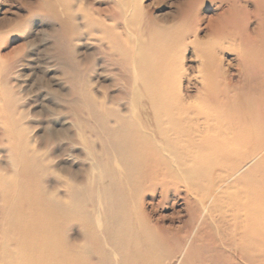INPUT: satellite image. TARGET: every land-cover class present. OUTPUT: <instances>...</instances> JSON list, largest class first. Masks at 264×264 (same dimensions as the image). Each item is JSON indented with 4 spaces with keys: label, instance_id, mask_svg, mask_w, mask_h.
<instances>
[{
    "label": "bare ground",
    "instance_id": "bare-ground-1",
    "mask_svg": "<svg viewBox=\"0 0 264 264\" xmlns=\"http://www.w3.org/2000/svg\"><path fill=\"white\" fill-rule=\"evenodd\" d=\"M220 1L214 39L198 42L146 20L139 0H110V20L78 0H41L68 39L86 29L116 56L125 103L104 110L96 142L80 139L87 178L64 183L63 196L33 188L39 155L12 142L31 183L0 176V264H264V0ZM189 47L199 60L191 77L181 67Z\"/></svg>",
    "mask_w": 264,
    "mask_h": 264
},
{
    "label": "rangeland",
    "instance_id": "rangeland-1",
    "mask_svg": "<svg viewBox=\"0 0 264 264\" xmlns=\"http://www.w3.org/2000/svg\"><path fill=\"white\" fill-rule=\"evenodd\" d=\"M78 1L88 13H94V18L113 19L109 16L114 9L110 0ZM139 1L146 20L184 27L190 39L198 42L214 39L216 20L227 8L220 0ZM40 3L41 0H0V176L9 175L19 189L30 186L31 182L22 176L23 169L18 167L19 151L12 143L20 136L39 155L35 163L42 175L33 182V188L57 190L63 196L64 183L87 178L85 145L80 139L86 141L89 137L96 142L91 129L104 110L111 113L125 103L124 78L116 56L106 55L97 44V35L90 36L85 29L75 39H68L66 26L41 12ZM254 27L251 20L248 29L252 31ZM222 61L228 73L235 76L233 82H239L235 55L225 52ZM198 63L191 47L181 52V67L187 76L196 73ZM192 89L189 92L194 94ZM107 117L109 127H113L114 118L111 114ZM179 208L175 206V210ZM156 214L169 216L172 209ZM70 226L68 237L76 241L80 225L75 222Z\"/></svg>",
    "mask_w": 264,
    "mask_h": 264
}]
</instances>
